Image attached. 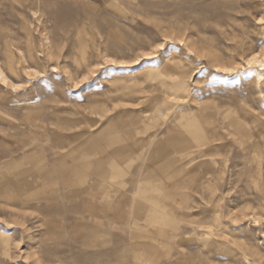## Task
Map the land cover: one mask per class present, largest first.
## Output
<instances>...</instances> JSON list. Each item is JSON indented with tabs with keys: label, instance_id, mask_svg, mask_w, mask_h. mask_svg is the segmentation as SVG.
I'll return each mask as SVG.
<instances>
[{
	"label": "rangeland",
	"instance_id": "374dc122",
	"mask_svg": "<svg viewBox=\"0 0 264 264\" xmlns=\"http://www.w3.org/2000/svg\"><path fill=\"white\" fill-rule=\"evenodd\" d=\"M0 264H264V0H0Z\"/></svg>",
	"mask_w": 264,
	"mask_h": 264
}]
</instances>
